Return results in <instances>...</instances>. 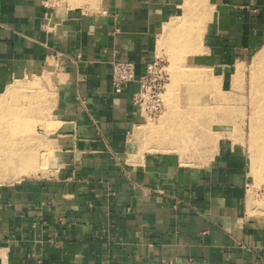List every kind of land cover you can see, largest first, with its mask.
Masks as SVG:
<instances>
[{"label": "crops", "instance_id": "0c3cea01", "mask_svg": "<svg viewBox=\"0 0 264 264\" xmlns=\"http://www.w3.org/2000/svg\"><path fill=\"white\" fill-rule=\"evenodd\" d=\"M48 1L0 0V115L20 124L33 163L38 150L52 156L0 184V264H264V209L249 199L241 145L220 138L188 163L169 136L145 150L138 82L113 92L111 62H132L138 80L173 42L176 27H163L180 0ZM209 6L184 58L204 49L220 85L264 45V0Z\"/></svg>", "mask_w": 264, "mask_h": 264}, {"label": "rangeland", "instance_id": "374dc122", "mask_svg": "<svg viewBox=\"0 0 264 264\" xmlns=\"http://www.w3.org/2000/svg\"><path fill=\"white\" fill-rule=\"evenodd\" d=\"M106 1L88 0L86 5H78L79 2L73 0H49L48 5L97 11ZM209 4L214 5V0H180L173 14L174 16L177 10L176 16L168 19L170 21L167 22L168 25L165 24V31L163 27L165 34H169L176 27L173 42L169 40L161 50L156 49L157 67L161 69L165 79L162 96L164 107L152 118L143 117L144 125L138 129L140 136L143 135L139 138V144L145 150H161V136H169L171 139L167 140L168 143L178 146L183 163H188L191 155H199L204 149L214 147L220 138L240 144L247 158L249 199L257 208L264 209V105L261 103L259 84L264 74V60H261L264 45L241 63L243 69L234 77V81L232 76L224 78V85L222 82L219 85L216 80L220 68L207 59L204 49L190 57V60H185V46L191 37H195V34H187L191 30L198 39L201 37L202 28L199 35L197 28L204 24L202 22L207 17L203 13L211 10ZM160 39L159 46L162 42ZM188 64L201 65L204 68H194ZM233 69L235 67L232 68L231 75ZM4 116L5 113L0 115V163H5L6 155L11 153L16 154L14 161L17 163L19 154L30 155L31 151L24 152L30 143L17 139L21 132L20 124L7 123L8 119ZM36 127L38 133L35 132V126L33 127L36 137L44 138L41 123L37 122ZM38 152L39 159L35 165L39 168L48 167L52 160L51 153L45 149ZM5 171L0 164L1 175L6 174L4 177H9V180L1 178L0 184L13 181L14 176L17 179L31 175L21 173L12 176V173H4Z\"/></svg>", "mask_w": 264, "mask_h": 264}, {"label": "built area", "instance_id": "2783aa9c", "mask_svg": "<svg viewBox=\"0 0 264 264\" xmlns=\"http://www.w3.org/2000/svg\"><path fill=\"white\" fill-rule=\"evenodd\" d=\"M156 59L147 64L146 72L137 80L134 64L130 61L113 60L111 62V84L113 92L119 94L131 82H138V91L132 96L133 104L145 116L152 118L164 107V74L157 67Z\"/></svg>", "mask_w": 264, "mask_h": 264}, {"label": "bare ground", "instance_id": "6f19581e", "mask_svg": "<svg viewBox=\"0 0 264 264\" xmlns=\"http://www.w3.org/2000/svg\"><path fill=\"white\" fill-rule=\"evenodd\" d=\"M73 1H78L79 3H78V5H81V4H87V1L88 0H73ZM202 2H204V1H202ZM75 6V5H74ZM73 6V7H74ZM80 7V6H79ZM184 7V6H183ZM194 11H196V10H194ZM205 12V11H204ZM201 16H203V14L201 15ZM206 16V15H205ZM208 16V15H207ZM201 18V17H200ZM179 19H180V17H179ZM207 19V18H206ZM205 19V22L203 21L202 23H204V24H202V25H200L198 28H197V34L199 35V32H200V30H201V28H202V31L204 30V27H205V23H206V20ZM201 24V23H200ZM167 25H168V23H167ZM170 25H173V23H171ZM171 27V26H170ZM169 28V27H168ZM170 29V28H169ZM164 31H165V27H164ZM202 33V32H201ZM201 35V34H200ZM264 52V51H263ZM263 52H262V54H263ZM261 60H264V55H262V58H261ZM237 74H239V70H237ZM259 84H260V92H261V103H262V105H264V74H263V76L261 77V80H260V82H259ZM259 86V85H258ZM263 108H264V106H263ZM264 110V109H263ZM263 118H264V113H263ZM253 131V130H252ZM179 150V149H178ZM30 152V151H29ZM32 153V152H31ZM34 153V152H33ZM32 153V154H33ZM14 153H11V154H9L8 156L6 155V158L4 159V161H5V163H0L2 166H4V170H6L4 173H12V176H13V174H15V175H19V174H21V173H26V174H33V173H36L35 171H34V169H36V168H38L39 166L38 165H35V163H33L34 161H33V157H31L30 158V156L31 155H22V154H19L18 155V157H19V161L17 162V163H15V159H16V157H15V155L16 154H14ZM36 156V155H35ZM18 157H17V159H18ZM38 156L37 157H35V160L36 161H38ZM40 170V169H39ZM0 175H1V173H0ZM4 175H6V174H4ZM4 175H1L0 176V179L2 178L3 179V177H4ZM9 175V174H8ZM16 176H14V179H16L15 178ZM4 178H6V177H4ZM9 178V177H8ZM8 178H6V179H8ZM11 179V178H10ZM12 179H13V177H12ZM18 179V178H17ZM9 180V179H8ZM0 181H2V180H0ZM11 181V180H10Z\"/></svg>", "mask_w": 264, "mask_h": 264}]
</instances>
